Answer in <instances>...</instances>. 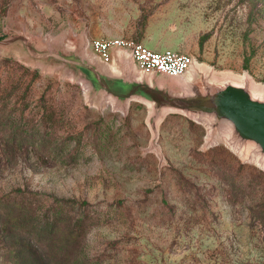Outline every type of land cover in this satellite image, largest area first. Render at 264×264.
I'll return each instance as SVG.
<instances>
[{
	"label": "rangeland",
	"instance_id": "rangeland-1",
	"mask_svg": "<svg viewBox=\"0 0 264 264\" xmlns=\"http://www.w3.org/2000/svg\"><path fill=\"white\" fill-rule=\"evenodd\" d=\"M113 37L264 91V0H0V264H264V168L92 90Z\"/></svg>",
	"mask_w": 264,
	"mask_h": 264
},
{
	"label": "water",
	"instance_id": "water-1",
	"mask_svg": "<svg viewBox=\"0 0 264 264\" xmlns=\"http://www.w3.org/2000/svg\"><path fill=\"white\" fill-rule=\"evenodd\" d=\"M77 66L86 72L92 90L103 93L119 106L130 100L147 104L148 125L154 134L165 113H180L206 126L208 146L221 139L229 148L264 168V91L253 89L248 80L217 81L194 71L183 84L171 85L143 74L135 78L126 69L109 74L94 65Z\"/></svg>",
	"mask_w": 264,
	"mask_h": 264
},
{
	"label": "built area",
	"instance_id": "built-area-1",
	"mask_svg": "<svg viewBox=\"0 0 264 264\" xmlns=\"http://www.w3.org/2000/svg\"><path fill=\"white\" fill-rule=\"evenodd\" d=\"M90 48L104 64L111 61L113 51L123 50L141 74L146 76L163 75L175 79L186 74L192 64L187 54L151 49L126 37L95 38L91 40Z\"/></svg>",
	"mask_w": 264,
	"mask_h": 264
},
{
	"label": "crops",
	"instance_id": "crops-1",
	"mask_svg": "<svg viewBox=\"0 0 264 264\" xmlns=\"http://www.w3.org/2000/svg\"><path fill=\"white\" fill-rule=\"evenodd\" d=\"M112 54L113 55L111 61L108 64L102 63V65L106 67V69L110 70L109 72L107 71L109 74H118L121 70L124 69L129 70L133 75L137 72L136 66L130 60L126 52H124L123 50H115V52L113 51Z\"/></svg>",
	"mask_w": 264,
	"mask_h": 264
},
{
	"label": "bare ground",
	"instance_id": "bare-ground-1",
	"mask_svg": "<svg viewBox=\"0 0 264 264\" xmlns=\"http://www.w3.org/2000/svg\"><path fill=\"white\" fill-rule=\"evenodd\" d=\"M119 66V65H118ZM101 67V66H100ZM108 67V66H107ZM103 70H105L106 72L110 71L109 69H106V67L102 66ZM113 72V71H112ZM116 73V72H115ZM118 73V72H117ZM193 73H191L190 75H186L185 77H177V78H173L171 80H169L167 83L171 84V85H179V84H183L184 79H188L190 76H192ZM155 78V77H154ZM157 79V78H155ZM159 82V81H158ZM160 83V82H159Z\"/></svg>",
	"mask_w": 264,
	"mask_h": 264
}]
</instances>
